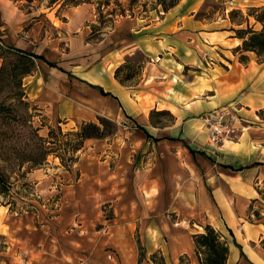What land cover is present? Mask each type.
I'll use <instances>...</instances> for the list:
<instances>
[{
    "label": "crops",
    "instance_id": "1",
    "mask_svg": "<svg viewBox=\"0 0 264 264\" xmlns=\"http://www.w3.org/2000/svg\"><path fill=\"white\" fill-rule=\"evenodd\" d=\"M178 7L156 21L129 23L127 41L75 76L89 96L58 102L60 119L80 126L98 118L132 123L112 143L87 140L65 172L75 179L70 200L81 228L68 230L76 218L51 217L37 239L12 241L0 264H139L137 237L148 255L199 264L193 237L207 226L231 235L228 264H264V225L252 223L264 204V59L239 50L243 41L229 18L224 28L198 20L200 9L179 14ZM132 61L141 66L138 80L123 85L115 72ZM224 107L237 110L239 131L215 147L201 118ZM155 110L170 113L172 123L154 125ZM104 204L110 220L102 218Z\"/></svg>",
    "mask_w": 264,
    "mask_h": 264
},
{
    "label": "rangeland",
    "instance_id": "2",
    "mask_svg": "<svg viewBox=\"0 0 264 264\" xmlns=\"http://www.w3.org/2000/svg\"><path fill=\"white\" fill-rule=\"evenodd\" d=\"M108 1L110 5H103ZM153 2L148 0L146 7L140 5L133 10L128 0H0V54H4L0 57V69L5 60L11 62V66L16 64V56H6L4 53L2 46L5 45L43 55L61 65V70H65V73L58 69L52 71L44 61L35 60L31 75L25 78L10 75L1 82L0 103L12 107L15 120L0 127L9 133L3 144L11 145L8 151L14 152L11 159L1 162V167L7 172L12 184V191L8 196L0 197V258L2 252L12 247V241L18 242L28 235L37 239L36 229H41V224L59 214L76 218L68 228L69 231L81 228L79 226H82L83 221L80 215L75 214L70 200L75 192V179L65 176L66 170H69L61 164L60 159L55 160L53 155L48 157L45 165L36 169L30 164L22 165L23 157L18 150L33 149L40 145L42 142L38 136L45 139L47 144L44 146L54 149L76 145V138L69 135L77 132L80 124H76L74 119H60L58 102L70 95L75 96L76 93L85 98L89 96L85 91L86 85L75 80V76L87 75L95 70L94 66L110 50L123 40L127 41L129 23L134 22L133 27L139 26L159 20L165 15ZM263 5L264 0H182L176 10L180 14L200 9L222 27L230 28V23L223 20L228 18L232 10L238 9L248 15L250 8H260ZM124 11L126 14L122 16ZM239 20L241 18L238 15L235 21ZM251 24H254V19H251ZM135 62V66L141 69L138 61ZM131 63L134 64L133 61ZM139 71L136 68L134 79L125 84L136 82ZM126 73L124 70L123 77ZM44 74L47 76L46 86L42 81ZM51 84L57 85V89H52ZM19 94H23V101ZM150 118L154 125L161 126L173 121L171 114L156 110L150 114ZM109 121L112 125L106 127L105 131L111 135L98 139L105 143H112L120 132L132 127V123L128 125L127 121L120 124ZM95 123H99V118ZM81 152L78 153L79 156ZM254 213L252 223L261 221L264 225V204ZM101 214L104 220L112 219L110 205H102ZM96 228L104 230L105 225H97ZM225 236L232 241L230 234ZM89 238L92 239L93 235ZM234 244L239 247L235 241ZM261 247V243L257 242L255 248ZM85 254L87 255L86 252ZM110 257H115L116 262L115 254ZM167 263L193 264L187 256ZM142 264H153L151 255L146 254Z\"/></svg>",
    "mask_w": 264,
    "mask_h": 264
},
{
    "label": "trees",
    "instance_id": "3",
    "mask_svg": "<svg viewBox=\"0 0 264 264\" xmlns=\"http://www.w3.org/2000/svg\"><path fill=\"white\" fill-rule=\"evenodd\" d=\"M148 0H128V4L134 10L138 6L146 7ZM153 5L157 8H161L164 13L176 8L182 0H153ZM232 1V0H231ZM144 2V3H143ZM100 4V3H99ZM103 5H110V1ZM119 5V4H118ZM249 14L244 15L241 10H232L228 15V18L233 25V30L236 33V37L243 41L242 47L239 49L242 52H254L259 58L264 59V5L260 8H250ZM126 11L122 12V16H125ZM239 15L241 20L235 21V18ZM198 20L203 21H215L210 15L204 14L203 10L196 14ZM251 19H254V24H251ZM0 36V42H1ZM4 53L6 56H16V64L11 66V62L3 63L0 69V92L2 91V81L5 80L7 76H14L16 78H25L31 75L34 71L35 60H44L42 56H36L29 54L20 49L5 46ZM2 48L0 47V52ZM4 54H0L2 57ZM54 67L53 64H50ZM11 66V67H10ZM136 68L139 70L138 66L132 64L131 62H126L115 72V77L120 81L121 84H125L128 81L134 79L136 74ZM124 70L127 72L123 77L122 73ZM21 101H23V94H19ZM153 113V111H152ZM167 114L168 112H160ZM170 114V113H168ZM15 120L13 115V109L10 105L5 103H0V127L5 124L11 123ZM112 122L105 118H99V123H84L82 124L78 131L69 135L76 138V145L70 148L64 149H54L52 147H46L47 144L45 139L38 136V139L42 142L40 145L33 149H23L18 150L19 155L23 157L22 165L30 164L33 169L39 168L46 164L49 156H55V158L60 159L61 164L68 170L72 168L78 161V153L83 150L85 142L90 139H104L111 134H106L105 128L111 127ZM12 126V125H11ZM15 128L12 129L14 131ZM59 132L62 133L61 128ZM8 132H4L0 129V197H6L12 191V184L7 172L1 167V162H7V159H11L14 152L8 151L11 145H4L3 142L8 139ZM56 143V142H55ZM30 146H28L29 148ZM54 149V150H53ZM64 152V154H61ZM67 156L69 158L67 159ZM32 169V170H33ZM195 253L199 264H228L230 257V244L223 234L218 232L211 226L205 228V233L197 234L194 237ZM139 243V264L146 258L145 247L141 244L140 238L137 237ZM264 246V241H263ZM151 262L153 264H167V261L161 252H156L151 255Z\"/></svg>",
    "mask_w": 264,
    "mask_h": 264
},
{
    "label": "built area",
    "instance_id": "4",
    "mask_svg": "<svg viewBox=\"0 0 264 264\" xmlns=\"http://www.w3.org/2000/svg\"><path fill=\"white\" fill-rule=\"evenodd\" d=\"M201 120L209 132L210 144L215 147L233 141L239 131L240 118L233 107L216 109Z\"/></svg>",
    "mask_w": 264,
    "mask_h": 264
}]
</instances>
